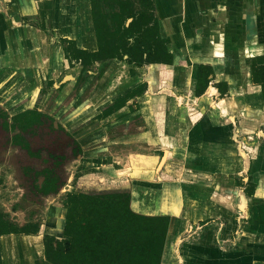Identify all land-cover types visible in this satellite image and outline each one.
<instances>
[{
  "label": "crops",
  "instance_id": "0c3cea01",
  "mask_svg": "<svg viewBox=\"0 0 264 264\" xmlns=\"http://www.w3.org/2000/svg\"><path fill=\"white\" fill-rule=\"evenodd\" d=\"M110 3L112 12L124 3L129 13L152 19L150 34L164 41L173 62H95L79 83L77 101L97 73L92 91L67 115L65 126L75 131L77 117H98L144 86L115 113L98 117L102 124L124 118L126 127L107 145L133 150L123 155L128 172L117 165L122 155L97 169L119 182L115 187L132 188L136 212L171 217L162 264H264V90L251 73L253 66H264V0H108L104 12ZM73 45L99 49L91 0H0L5 129L21 112H41L29 104L44 85L58 88L61 75L60 85L72 80L64 88L63 100L69 98L83 69L67 55ZM201 69L208 70L209 83L197 96ZM29 90L28 104L10 108L27 100ZM119 123L104 124L97 138L84 134L88 138L81 136L80 144L86 149L91 139L106 142L108 130ZM78 157L89 168L91 152L82 150ZM42 232L43 227L37 234L0 236V264H50Z\"/></svg>",
  "mask_w": 264,
  "mask_h": 264
},
{
  "label": "trees",
  "instance_id": "16d2710c",
  "mask_svg": "<svg viewBox=\"0 0 264 264\" xmlns=\"http://www.w3.org/2000/svg\"><path fill=\"white\" fill-rule=\"evenodd\" d=\"M91 1L99 49L95 53L77 49L75 45L72 50L67 49L68 57L83 66L78 84L98 61L126 60L137 66L173 62V55L164 47V41L150 34L152 19L146 20L135 10L129 13L124 3H119V7L108 14L102 10V3H108V0ZM128 18L133 21L127 26ZM102 73L103 70L100 75ZM251 73L253 81L264 90V66H253ZM208 75V70H200L197 96L206 90ZM143 90L144 86L136 88L108 106L98 117L115 113L128 98L141 94ZM42 117L36 108L28 109L12 118L11 127L28 131L41 126ZM16 142V145H23L21 135L16 137ZM24 144L22 148L28 149ZM44 174L46 181L41 192L48 195L58 191L56 179L50 178L51 171L46 170ZM65 208L62 239L54 235H45L44 238L45 256L50 264H162L171 217L136 212L132 207V188L102 189L79 184L68 194ZM39 231L37 222L19 226L0 212V236L31 235Z\"/></svg>",
  "mask_w": 264,
  "mask_h": 264
},
{
  "label": "rangeland",
  "instance_id": "374dc122",
  "mask_svg": "<svg viewBox=\"0 0 264 264\" xmlns=\"http://www.w3.org/2000/svg\"><path fill=\"white\" fill-rule=\"evenodd\" d=\"M107 7H109V10L106 13L112 14L113 7L111 3ZM77 74L79 75V72ZM91 77L94 79L93 83L90 84L85 95L80 97L81 99L79 98L78 101L79 84L74 85L73 93L70 94L68 99L63 100L64 88L66 84L71 85L72 81L65 80L66 83L60 85L59 82L63 81V75L57 79L58 88L52 89L53 86L48 88L47 85H44L40 97L36 94L33 104H29L30 107H39L43 114V124L39 127L22 131L19 128L13 129L11 127L12 121L9 123L7 130L4 126L5 117H1L2 121L0 119V212L6 213L10 220L18 224L37 222L40 225V230L43 227V232L39 234L43 237V242L45 235L51 234H55L59 236V239L60 237L62 239L66 213L65 200L69 193L77 189V185L83 184L102 189L118 188L115 186L119 185V182L114 181L109 174L107 175L105 171H102L104 169H97V167L109 165L119 157L117 155H122L120 161H117V165L120 169H123L121 172H124V174L128 172L129 159L123 155H128L133 150L128 148H120L123 150H119L112 147V145H107L108 140H111V136H118L126 127L121 123L124 118L104 123L106 127H111L114 122L120 121L118 125L108 130L109 139L106 142L100 143L96 139H91L93 142L83 145L86 149L80 144L81 136L83 138V136H86L84 134L87 133L90 137L94 135L92 137L97 138V133L103 131L102 126L104 124L99 121L102 119L97 116L89 118V120L77 117L74 120L77 124L73 126L75 131L70 132L68 131L70 129L65 126V119L69 117L67 115L71 111L80 109L83 100L92 91L98 74L93 73ZM29 91V95H26L27 100L23 98L22 102L16 101L10 108H14L16 104H28L32 95V90ZM71 98H74V104H70ZM51 112L56 115V118L49 115ZM102 112H105V109ZM8 119L10 121V118ZM134 122L135 124L138 123L137 120ZM82 129H86L85 133H82ZM132 130L133 128L130 131ZM20 135L24 140L23 145L26 143L28 149H23V145H16V137ZM86 142L88 141L86 140ZM82 150L86 151L87 155L91 152V159H87L88 161L92 160L89 168L85 167L88 165H85L84 161L82 159L80 161L78 157L79 154L82 155ZM143 152L145 151L137 150L138 154ZM104 154L108 155V159H101ZM46 170L51 171L50 178L52 180L55 178L59 187L58 191L48 195L41 192V188L46 181L44 174ZM133 201L134 198L132 197ZM58 219L63 222L60 233L55 231L56 227L54 226L57 224Z\"/></svg>",
  "mask_w": 264,
  "mask_h": 264
},
{
  "label": "bare ground",
  "instance_id": "6f19581e",
  "mask_svg": "<svg viewBox=\"0 0 264 264\" xmlns=\"http://www.w3.org/2000/svg\"><path fill=\"white\" fill-rule=\"evenodd\" d=\"M62 224H63L62 220L61 219L60 220L58 219L56 226H58V228H62V226H63Z\"/></svg>",
  "mask_w": 264,
  "mask_h": 264
},
{
  "label": "flooded vegetation",
  "instance_id": "af4514ba",
  "mask_svg": "<svg viewBox=\"0 0 264 264\" xmlns=\"http://www.w3.org/2000/svg\"><path fill=\"white\" fill-rule=\"evenodd\" d=\"M24 149V148H23ZM56 227L55 231L60 233V231L62 230V228H58V226H56V224L54 225ZM59 229V230H58Z\"/></svg>",
  "mask_w": 264,
  "mask_h": 264
},
{
  "label": "water",
  "instance_id": "95a60500",
  "mask_svg": "<svg viewBox=\"0 0 264 264\" xmlns=\"http://www.w3.org/2000/svg\"><path fill=\"white\" fill-rule=\"evenodd\" d=\"M140 187V186H139ZM149 213V212H148Z\"/></svg>",
  "mask_w": 264,
  "mask_h": 264
}]
</instances>
